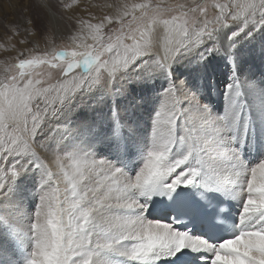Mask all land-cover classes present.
<instances>
[{
    "label": "snow or ice",
    "instance_id": "6c2138e0",
    "mask_svg": "<svg viewBox=\"0 0 264 264\" xmlns=\"http://www.w3.org/2000/svg\"><path fill=\"white\" fill-rule=\"evenodd\" d=\"M75 6L76 0H39L30 8L24 24L12 26V36L21 35L23 27L25 35L19 43L32 46L27 55L22 49L17 51L18 63L5 61L7 67L0 74V198L6 185L29 168L38 170L41 177L25 264H100L102 255L118 252L124 244L127 247L120 254L133 264H159L161 259L194 264L192 254H199L205 264H264V161L246 170L238 150L227 146L231 141L226 140L228 132L235 133L239 118L241 92L235 68L226 110L220 116L200 104L182 81L173 82L170 71L178 56L223 29L242 25L228 37L233 40L249 24L256 30L264 27V0H193L175 5L161 0H115L104 5L110 12L89 13L88 18L75 16ZM209 9L214 10L212 16ZM70 27L87 32L95 44L56 51L50 37L65 34ZM105 28H109L106 39ZM40 43L45 45L43 54L35 55ZM13 50L14 46L5 47L6 52ZM207 51L220 49L214 46ZM153 55V63L168 73L169 85L152 121L150 147L134 177L96 158L82 147L83 141L67 152L49 148L50 143L77 135L74 129L55 123L66 103L97 86L110 87L124 80L138 60ZM45 65L57 70L55 83L41 86L44 81L37 69ZM48 77L52 79L53 73ZM113 119L109 139L123 150L125 126L115 112ZM177 148L183 154L173 159ZM181 186L242 196L237 233L210 243L172 223L147 219L143 213L150 205L128 195L134 191L145 201L171 198ZM124 210H140L141 214L123 215ZM179 210L193 215L203 212L196 205ZM0 222L13 235L18 231L14 219L0 215Z\"/></svg>",
    "mask_w": 264,
    "mask_h": 264
},
{
    "label": "rangeland",
    "instance_id": "374dc122",
    "mask_svg": "<svg viewBox=\"0 0 264 264\" xmlns=\"http://www.w3.org/2000/svg\"><path fill=\"white\" fill-rule=\"evenodd\" d=\"M38 2L39 0H0V45H3V47H0V74L3 73L7 64L18 63V59L16 58L18 50L22 49L25 55L28 54V50L32 45L19 43L25 35L23 27H21V35L13 37L12 26L23 25L29 16V9L33 8ZM72 2L73 0H67V3ZM114 2L115 0H76L74 15L77 17L83 16L84 18H88L89 13L103 15L111 11L104 7V5ZM129 2L139 3L142 0H129ZM153 2H156V0H153ZM161 2L165 5H175L177 3L190 4L193 0H161ZM195 2H200V0H195ZM218 2L226 3L227 0H218ZM213 12V9H209V16H212ZM241 26V24L237 23L229 28L223 29L213 39H206L199 46L182 53L173 62L174 71L185 73V79L183 76L179 79H184V85L186 86H197V89L202 90L205 95L204 103L209 106L212 114L216 116L225 113L227 106L226 93L228 92L229 85L233 83L231 79L233 76V68H235L236 82L240 85L241 95L238 98V102H241V100L245 102L244 98L249 97L255 103H260L263 106L261 114L264 115V27L256 30L254 24H249L244 32L235 39L229 40L228 37L231 33L237 31ZM108 31L109 28L104 29L105 39L107 38L106 34ZM73 37L76 38L73 39ZM28 39L35 41L34 36H29ZM50 40L56 51H71L77 45L95 44V41L92 40L90 35L83 36L71 27L67 33L50 37ZM13 46L15 50L11 53L5 51V47L11 48ZM214 46L218 47L220 51L208 53L207 50ZM44 48L45 45L40 43L34 54L42 55ZM81 50H83V47H81ZM202 57L204 58L202 59ZM230 57L231 63L229 60ZM154 60V55L144 57L143 60H138L128 72L149 74L152 79V73L155 72V69L164 72V70L153 63ZM5 61H7V64ZM144 61L149 62L145 64ZM138 65L141 66L137 67ZM11 71H16V69L12 68ZM37 71L42 73L40 78L44 83L41 86L55 83V73L57 70L49 69L45 65L38 68ZM49 72L53 73L52 79L48 77ZM190 78L191 80L189 82ZM154 82L153 85L157 86L156 88L161 86L157 78L154 79ZM116 83L122 85L121 82H114V84ZM134 89L135 86L129 83V95H131L132 99L139 100L140 97L137 93L144 92L146 89ZM88 101L85 98V93L73 98L71 103H66V106L62 107L57 113L55 123L64 126L66 125L67 118H72L74 115L83 116L79 111H85V102ZM152 121L153 118L149 124V131H147V140H150ZM44 134L46 135V132ZM260 134L264 137V133ZM57 145L50 143L49 148H56ZM261 161H264V155L258 163ZM254 166L256 165L254 164ZM40 179L39 171L29 168L28 171L11 182V184L6 185L4 189L3 197L0 198V215L14 219L15 224L18 226V231L13 235L11 230L5 228L3 222H0V241H6L0 244V264H25L27 256H23V254L28 253L31 249L29 231L34 219L33 214L38 205V186ZM14 189L16 190L15 193H13ZM26 200L34 201V206L32 208L31 203L25 204V208L27 209L25 213L26 218L22 219L19 212ZM13 205H16V208L11 210L10 207ZM20 241L26 243L25 247ZM9 242L12 244L11 248L8 245ZM12 252H15L14 256Z\"/></svg>",
    "mask_w": 264,
    "mask_h": 264
},
{
    "label": "bare ground",
    "instance_id": "6f19581e",
    "mask_svg": "<svg viewBox=\"0 0 264 264\" xmlns=\"http://www.w3.org/2000/svg\"><path fill=\"white\" fill-rule=\"evenodd\" d=\"M77 32L83 36L88 35L87 32L81 33L78 30ZM170 71L173 82L179 83L182 81L184 84V72L174 71L173 64ZM152 75L153 77L151 79L149 74L128 72L126 78L119 81L122 85H119L118 83L114 84V82H117L114 81L110 87L99 86L90 92H86L85 98L89 101L85 102V111H79L83 116L74 115L72 118H67L66 125H64L74 129L77 135L74 138L70 137L66 140H62L56 147H59L62 151L67 152L72 150L74 143L83 141L82 147L86 150H91L96 158L105 159L114 166L122 168L129 177H134L136 171L142 164L143 155L150 147V140H147V131H149L150 128L149 124L151 119L154 118V115L158 111L162 102V93L169 85L168 73L165 71L161 72L160 70L155 69V72H153ZM181 76H183L184 79L180 80L179 78ZM155 78H157V81L161 85L158 88L153 85ZM190 80L191 78L189 79V82ZM129 83L133 84L136 90H140L141 88L146 89L144 92L137 93L140 97L139 100L132 99L131 95H129ZM184 88L189 93L195 95L200 104L207 105L204 103V92L197 89V86L191 87L184 85ZM118 89L120 91H117ZM246 98H244L245 102L242 100L241 102H238L240 108L238 109L239 118L236 122L235 133L231 131L228 132L226 134V140L231 141V143L227 146L238 150L240 160L245 169L250 170L254 164H258V161H260L264 155V137L260 134L264 133V115L261 114L263 106L260 103H255V101L251 100L249 97ZM113 112L117 114L119 122L125 126L123 134L127 137V139L125 142L126 146L123 150H118L116 147V141L114 139H109L115 126ZM128 129H131V132H129ZM233 136L235 137L234 139H232ZM53 144L57 143L53 142ZM253 145L257 151L256 161L253 164L246 163L240 156V151H244L245 155L249 157ZM182 154V149H175L173 152V159L178 158ZM243 179L244 178L242 177L241 182H243ZM15 189L13 190V193L16 192ZM60 189V194L62 196L63 184H60ZM221 191L233 200L241 212L243 197H234L230 195L227 190ZM128 195L130 199H139L141 203H148L143 198H140L138 193H135L134 191L130 192ZM28 203L32 204V208L34 206V201H25L19 212L22 219L26 218L25 213L27 212V209L25 208V204ZM15 208L16 205L10 207L11 210ZM121 214L136 216L140 215L141 212L140 210H124ZM143 215L147 219H156L149 213V207ZM161 221L166 222L164 220ZM21 244L25 247L26 243L22 241ZM8 245L11 248L12 244L10 242ZM126 247L127 244H124L118 252L106 253L102 255L99 258L100 264H133V262H129L126 257L120 254V252H122ZM12 254L14 256L15 252H12ZM25 255L28 256V253L23 254V256ZM192 255L196 256L195 261L205 263L199 258V254ZM169 261L171 260L161 259L159 264H166Z\"/></svg>",
    "mask_w": 264,
    "mask_h": 264
}]
</instances>
